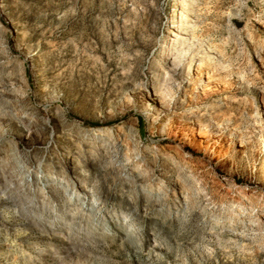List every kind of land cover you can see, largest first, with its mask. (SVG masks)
<instances>
[{"label":"rangeland","instance_id":"rangeland-1","mask_svg":"<svg viewBox=\"0 0 264 264\" xmlns=\"http://www.w3.org/2000/svg\"><path fill=\"white\" fill-rule=\"evenodd\" d=\"M183 3L0 0V264H264V0Z\"/></svg>","mask_w":264,"mask_h":264},{"label":"bare ground","instance_id":"bare-ground-1","mask_svg":"<svg viewBox=\"0 0 264 264\" xmlns=\"http://www.w3.org/2000/svg\"><path fill=\"white\" fill-rule=\"evenodd\" d=\"M182 1H184L182 7H180V8L174 7L173 15L171 16V19H170L171 23H169L170 24V28H171V30L173 32V34L171 36L172 37L171 38L172 39V42H171L172 45H174L176 43L189 45L190 43H189L188 39H190L191 37L192 38L195 37L194 29H193V27L191 25L193 22L189 18L191 16L190 15V10L192 9L191 4H192L193 0H182ZM177 9H179V10H177ZM193 24H195V23H193ZM180 37H185L186 40L185 41L184 40H180ZM194 46H195V44L193 43V44L190 45V48H192ZM176 49L177 48L166 49L164 52H162V54H164V55L168 54L167 55V58H168L171 55L172 52H174V55H176V52H177ZM201 50H204L203 47L198 52H200ZM198 52L195 53V54L197 55ZM188 55H187V52L186 53L183 52L180 55L177 54V56H176L177 58L176 59H179V61H178L176 66L182 67L183 66V62H188L186 60ZM196 55H194V57ZM211 58L212 57H210L209 60H211ZM210 65L211 64H209V66ZM187 67H188V71L191 68L190 70H191L192 73L191 72L190 73L194 75L195 79H201L202 78V71H201L200 68L193 69L190 64H188ZM207 78H209V76H207Z\"/></svg>","mask_w":264,"mask_h":264},{"label":"trees","instance_id":"trees-1","mask_svg":"<svg viewBox=\"0 0 264 264\" xmlns=\"http://www.w3.org/2000/svg\"><path fill=\"white\" fill-rule=\"evenodd\" d=\"M90 125H92V126H95L96 124L95 123H89Z\"/></svg>","mask_w":264,"mask_h":264}]
</instances>
